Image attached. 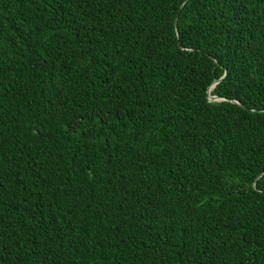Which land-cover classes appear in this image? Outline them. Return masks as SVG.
<instances>
[{"label":"trees","instance_id":"16d2710c","mask_svg":"<svg viewBox=\"0 0 264 264\" xmlns=\"http://www.w3.org/2000/svg\"><path fill=\"white\" fill-rule=\"evenodd\" d=\"M0 264H264V0H0Z\"/></svg>","mask_w":264,"mask_h":264},{"label":"water","instance_id":"95a60500","mask_svg":"<svg viewBox=\"0 0 264 264\" xmlns=\"http://www.w3.org/2000/svg\"><path fill=\"white\" fill-rule=\"evenodd\" d=\"M216 82H217V81H216ZM216 82H215V83H216ZM214 85H215V84H213L212 86H210V87H209V90H208V92H209V96H210L211 99L219 98L218 96H213V95L210 94V91H211V89L213 88Z\"/></svg>","mask_w":264,"mask_h":264}]
</instances>
